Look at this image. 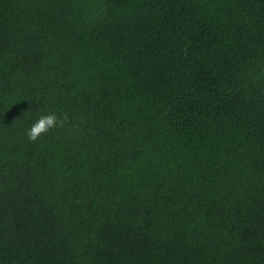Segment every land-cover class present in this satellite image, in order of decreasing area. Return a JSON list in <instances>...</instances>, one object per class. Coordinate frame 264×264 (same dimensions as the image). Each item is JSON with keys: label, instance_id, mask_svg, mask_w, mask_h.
Returning <instances> with one entry per match:
<instances>
[{"label": "trees", "instance_id": "16d2710c", "mask_svg": "<svg viewBox=\"0 0 264 264\" xmlns=\"http://www.w3.org/2000/svg\"><path fill=\"white\" fill-rule=\"evenodd\" d=\"M0 264H264V0H0Z\"/></svg>", "mask_w": 264, "mask_h": 264}, {"label": "clouds", "instance_id": "9594fccd", "mask_svg": "<svg viewBox=\"0 0 264 264\" xmlns=\"http://www.w3.org/2000/svg\"><path fill=\"white\" fill-rule=\"evenodd\" d=\"M68 122L67 113L46 112L37 118L24 130V140L34 144L43 136H48L57 129L63 128Z\"/></svg>", "mask_w": 264, "mask_h": 264}]
</instances>
